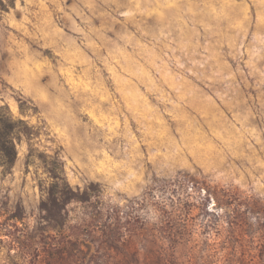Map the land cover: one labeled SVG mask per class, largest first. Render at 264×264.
<instances>
[{
	"label": "rangeland",
	"instance_id": "374dc122",
	"mask_svg": "<svg viewBox=\"0 0 264 264\" xmlns=\"http://www.w3.org/2000/svg\"><path fill=\"white\" fill-rule=\"evenodd\" d=\"M0 105V264H264V0H0Z\"/></svg>",
	"mask_w": 264,
	"mask_h": 264
},
{
	"label": "trees",
	"instance_id": "16d2710c",
	"mask_svg": "<svg viewBox=\"0 0 264 264\" xmlns=\"http://www.w3.org/2000/svg\"><path fill=\"white\" fill-rule=\"evenodd\" d=\"M31 130L26 126V124L21 120L15 118L10 112L9 108L6 105H0V161L2 164L6 165V167H10L16 157V140L18 133H23L29 135ZM28 162V160H27ZM52 190L56 192V189L52 187ZM61 199L65 202L74 199L77 195L76 191H73L71 188L65 187L60 191ZM46 203H41V209H46ZM60 207V208H59ZM58 211H60V215L64 218L65 208L58 203Z\"/></svg>",
	"mask_w": 264,
	"mask_h": 264
}]
</instances>
